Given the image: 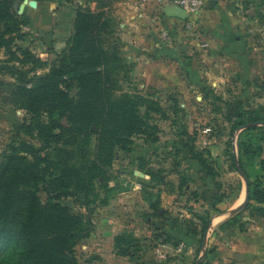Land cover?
<instances>
[{
  "label": "rangeland",
  "instance_id": "rangeland-1",
  "mask_svg": "<svg viewBox=\"0 0 264 264\" xmlns=\"http://www.w3.org/2000/svg\"><path fill=\"white\" fill-rule=\"evenodd\" d=\"M159 1L121 0L114 4L112 14L117 29L114 37L118 38L122 53L125 50L124 15L140 14L141 18L154 23L151 20L156 19ZM210 1L206 3L209 11L212 10ZM239 3L243 9H251L249 14L254 13L257 17L264 8L261 0H239ZM78 6H89L94 10L96 2L15 1V10L30 19L29 29L25 31L31 33L32 40L16 39L13 49L20 45L29 46L46 62L30 76L47 72L51 62L67 46L73 32L72 11ZM56 31L61 33L64 41L60 42L59 36H55ZM176 41H184L185 45L189 42L186 37ZM192 48L190 44L180 56L192 53L195 49L190 50ZM9 59L6 50L0 49V160L8 146H17L22 140L40 146L35 129L32 135L22 128L34 117L16 102L20 82L15 67H26ZM134 71L130 82L123 81L122 87L157 101L166 117L151 112L149 122L156 125L154 136L145 132L133 133L129 136L132 141L129 149L120 145L114 148L108 186L104 188L99 180L96 181L93 203L87 206L73 197L61 200L73 214L90 217L94 223L90 235L75 248L79 263L196 264L201 258L200 264H213L215 238L240 222L242 210L234 215L231 211L243 201L246 191V183L234 164L233 153L235 151L239 156L238 140L243 138V130L250 125L231 133L233 123L239 117H246L247 111H255L264 104V74L255 75L247 85L236 82L232 75L218 87L191 83L186 90H168L161 84H146ZM141 109L145 112L146 107ZM185 131L198 150L211 151L205 157L214 175L193 159L184 147L183 142L188 140ZM258 138L253 142L264 147V141ZM94 145L95 137L92 148ZM263 158V155L253 159L244 156L243 161L251 180H262L264 184ZM39 196L42 201H47L43 190L39 191ZM155 203L157 208L153 207ZM251 205L250 209L257 213L258 204L251 202ZM121 235H125L127 241L118 245L116 239ZM123 249H127L126 254H122Z\"/></svg>",
  "mask_w": 264,
  "mask_h": 264
},
{
  "label": "trees",
  "instance_id": "trees-1",
  "mask_svg": "<svg viewBox=\"0 0 264 264\" xmlns=\"http://www.w3.org/2000/svg\"><path fill=\"white\" fill-rule=\"evenodd\" d=\"M15 1L0 0V49L26 67H15L20 82L16 102L35 118L22 128L32 135L35 129L40 146L22 140L8 146L0 160V264H80L75 248L90 235L94 223L73 214L61 200L73 197L87 206L93 203L96 181L108 186L114 148L129 149L133 133L154 136L151 112L164 117L166 113L157 101L122 87L123 81L130 82L136 64L123 55L114 37L112 9L121 0H88L96 2L94 10L78 6L67 46L47 72L33 76L29 74L46 62L29 46L13 49L16 39L32 40L24 31L30 19L15 10ZM258 17L264 22V8ZM246 115L233 123L231 133L250 125L238 140L237 156L249 181L250 201L259 206L264 204V184L251 180L243 157L264 156V147L253 142L257 136L264 141V104ZM184 134L191 157L214 175L205 157L211 151L198 150L189 133ZM233 161L236 166L235 151ZM261 165L264 168V158ZM40 190L47 201L41 200ZM250 201L245 209L253 207ZM126 241L125 235L117 236L118 245Z\"/></svg>",
  "mask_w": 264,
  "mask_h": 264
},
{
  "label": "crops",
  "instance_id": "crops-1",
  "mask_svg": "<svg viewBox=\"0 0 264 264\" xmlns=\"http://www.w3.org/2000/svg\"><path fill=\"white\" fill-rule=\"evenodd\" d=\"M210 5L212 10L206 4L205 12L195 16L197 29L190 33L183 32V21L172 15L176 7L169 1L163 10L158 5L156 19L151 20L154 23L140 14L126 13L123 54L136 63L135 74L146 84H161L168 90H186L191 83L218 87L232 75L236 82L247 85L255 75L264 74V22L249 14L248 7L243 9L239 0H211ZM162 26L174 34L171 44L161 39ZM59 33L55 36L64 41ZM185 37L190 43H177ZM190 44L194 51L181 57ZM256 208L257 213L244 208L241 223L215 238L213 264H264V204Z\"/></svg>",
  "mask_w": 264,
  "mask_h": 264
},
{
  "label": "built area",
  "instance_id": "built-area-1",
  "mask_svg": "<svg viewBox=\"0 0 264 264\" xmlns=\"http://www.w3.org/2000/svg\"><path fill=\"white\" fill-rule=\"evenodd\" d=\"M165 1H169L174 5H177L186 11V18L181 19L183 21L182 30L184 33L195 32L197 29L196 15H200L206 10L205 0H160L158 2L160 10H163ZM161 12V11H160ZM29 27L25 26L24 31L28 30ZM161 39L168 44H171L174 39V34L170 31L167 26H162L160 29Z\"/></svg>",
  "mask_w": 264,
  "mask_h": 264
},
{
  "label": "water",
  "instance_id": "water-1",
  "mask_svg": "<svg viewBox=\"0 0 264 264\" xmlns=\"http://www.w3.org/2000/svg\"><path fill=\"white\" fill-rule=\"evenodd\" d=\"M175 7H176V10L172 13V15H174L180 19H185L186 18V11L177 5H175ZM235 162H236V167H237L239 174L242 176V178L244 179V181L246 183V191H245V196H244L243 201L231 211L232 215H234V214L240 212L241 210H243L244 208H246V206L248 205V203L250 201L249 181L247 179V176H246L244 170L241 167L237 153H235ZM201 261H202V259L199 258L196 264H200Z\"/></svg>",
  "mask_w": 264,
  "mask_h": 264
}]
</instances>
